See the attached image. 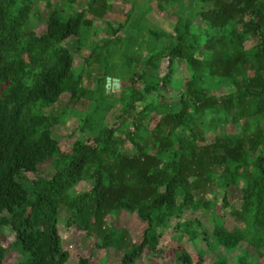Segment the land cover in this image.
I'll return each mask as SVG.
<instances>
[{
    "label": "trees",
    "instance_id": "16d2710c",
    "mask_svg": "<svg viewBox=\"0 0 264 264\" xmlns=\"http://www.w3.org/2000/svg\"><path fill=\"white\" fill-rule=\"evenodd\" d=\"M54 1L0 0V264L5 251L20 264H55L61 212L85 234L79 264L99 248L94 240L122 251V264H138L171 227L207 242L216 264H264V0H120L130 4L126 20L108 22L109 36L95 43L87 32L112 1ZM153 1L175 21L156 25ZM25 55L38 58L27 78ZM179 62L184 88L171 84ZM107 78L120 89L107 91ZM73 119L79 135L62 149L56 133ZM221 125L235 133L218 132ZM79 184L88 189L72 195ZM232 190L244 205L232 209L239 224L229 231L214 216L219 198L231 205ZM188 211L210 218L213 231L201 218L186 220ZM133 212L149 223L138 245L110 226ZM33 226L50 238L25 243L21 232ZM4 233L14 237L7 249ZM175 263L200 264L182 245Z\"/></svg>",
    "mask_w": 264,
    "mask_h": 264
},
{
    "label": "rangeland",
    "instance_id": "374dc122",
    "mask_svg": "<svg viewBox=\"0 0 264 264\" xmlns=\"http://www.w3.org/2000/svg\"><path fill=\"white\" fill-rule=\"evenodd\" d=\"M113 3L112 11L107 13V15L104 17L102 21H95L92 27L87 32V38L89 43H95L102 39H105L109 36L108 29L106 27L107 23H111L116 27L119 22H124L127 18L128 12L130 11V4L122 3L120 0H111ZM137 1H146V0H137ZM52 2H55L52 0ZM151 7L153 8V11L151 13V17L153 22L163 27L166 25V23H173L176 19V17L171 16L167 13H164L162 11H158L156 9V2L151 3ZM38 12V9H35ZM41 12V11H39ZM121 34V33H120ZM254 44V42L250 41L245 43V46L247 48L251 47ZM70 49V48H69ZM81 56L86 57V53L78 54L77 57L81 58ZM38 58L34 59L33 56H27L25 55L23 58V63L25 64V69L27 71L25 72V77H29L30 73L33 70V67L37 63ZM80 63L78 61L75 62V68H78ZM167 63L166 61H162L159 69V73L164 74L167 70ZM114 74V73H112ZM188 73L186 70V67L184 64L179 62L175 66H173V70L171 71V84L175 87H182L184 88V82L185 78L187 77ZM110 79V78H107ZM106 79V82H107ZM181 88V89H182ZM108 91V89H106ZM167 94L166 99H168L172 94V88L170 86L163 87L162 93ZM157 94L153 95V97H156ZM62 104H67L68 102V95H62L61 98ZM85 107V106H84ZM82 108V111L85 112L86 109ZM117 113H113L111 116V119L116 116ZM110 116V114H107L104 119H107ZM159 117L158 115L149 116L144 121V124L148 126L149 128H152L155 123L158 121ZM78 125L79 120L70 121V123L66 124L64 127H61L58 132L56 133L59 135L61 142V148L69 150L76 140V138L79 135L78 131ZM220 133H235V129L231 126H225L222 125L218 127L217 129ZM208 141H210L213 138V134L209 133L207 135ZM129 144L125 143L124 149H129ZM87 186L84 184H79L75 190H73L72 195L80 194L82 192H85L87 190ZM220 197H222L220 195ZM229 197V201L231 202V205L227 207H223V201L221 198H219L220 202L218 203L216 207V215L214 218H217L218 220L224 222V226L228 228L229 231H232L237 224H239L236 220V218L232 215V209L241 210L244 205V200L241 199V193L238 190H232ZM208 199H212L213 195L208 194ZM201 218L203 224L205 225V228L209 230L211 233L214 229L212 220L210 218H207V216H202L198 213H193L188 211L185 214V219L190 220L193 218ZM108 223V221H107ZM173 225H176V221H174ZM110 226L114 229H121L123 231H126L128 234H130L131 239L133 240V243L138 245L140 242L143 241L144 235L146 230L149 227V223L147 221H144L141 219V217L137 214V212H133L131 214L127 213H120L118 214L115 219L112 220L110 223ZM58 233H59V239L61 242V252L58 255L56 259L55 264H79L80 258L82 254H84L82 251H79L76 244L80 240V238H83L85 234L78 233L75 231L74 227H71L69 223L65 220V215L63 212L59 215L58 220ZM182 233H178L173 229L172 227L163 232L162 237H160L158 245L159 249L151 250L146 249L141 256L138 264H176L175 263V257L179 250H181V245L184 248L186 252L192 257V260L194 263H200V264H216V259L219 254V252H212L207 245V242L200 241L197 245L192 242V237L189 235H182L181 241L178 239V235ZM21 240H23L25 243L27 242H36L43 239L50 238V234L46 231H43L40 226H33V229L30 228V230H25L21 232L20 235ZM14 241V237L12 234L4 233L1 236V247L7 249ZM95 243L99 245V248H94L92 251V258L89 262V264H122V260L124 258V253L122 251H117L113 249H105L100 246H102V242L99 240H94ZM80 246V245H79ZM78 246V247H79ZM203 250L204 255L201 257V254L199 253V249ZM4 251V250H3ZM219 251V250H217ZM241 253V251H235L229 254L228 262L232 263L233 258L237 257V255ZM22 257L13 252V251H5L3 258H2V264H20L22 262Z\"/></svg>",
    "mask_w": 264,
    "mask_h": 264
},
{
    "label": "water",
    "instance_id": "95a60500",
    "mask_svg": "<svg viewBox=\"0 0 264 264\" xmlns=\"http://www.w3.org/2000/svg\"><path fill=\"white\" fill-rule=\"evenodd\" d=\"M106 89L118 91L120 89V82L117 78L107 79Z\"/></svg>",
    "mask_w": 264,
    "mask_h": 264
}]
</instances>
